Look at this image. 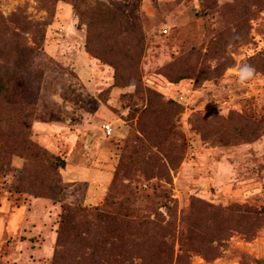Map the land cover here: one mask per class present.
<instances>
[{"label":"rangeland","instance_id":"374dc122","mask_svg":"<svg viewBox=\"0 0 264 264\" xmlns=\"http://www.w3.org/2000/svg\"><path fill=\"white\" fill-rule=\"evenodd\" d=\"M0 80V264H67L75 206L92 232L98 215L155 221L166 243L147 264H173L205 204L253 223L214 229V255L189 264H264V0H0Z\"/></svg>","mask_w":264,"mask_h":264},{"label":"trees","instance_id":"16d2710c","mask_svg":"<svg viewBox=\"0 0 264 264\" xmlns=\"http://www.w3.org/2000/svg\"><path fill=\"white\" fill-rule=\"evenodd\" d=\"M93 12V11H91ZM4 92L3 97L6 98L8 95H12L13 88L8 84V86H5L3 84V81L0 80V94ZM3 107L9 108L7 104H1L0 102V109ZM26 113V112H25ZM28 115L25 114L23 118V127L24 125L28 124ZM16 120V118H14ZM18 133V134H16ZM20 133H22V130L14 132V130L10 133L11 137L16 135L15 137H20ZM14 138V137H12ZM140 140V139H139ZM142 143H144L142 140H140L138 146L141 148ZM60 164L57 165L58 167L64 166V162L62 160H59ZM55 163L53 167H51L49 170H46L49 166H44L43 164H40L38 167L40 168V173L34 175V177H31L32 182L34 184H38V191L42 192V190H45V183H47L50 179L54 177L56 174L55 169ZM48 174L49 176H47ZM47 181V182H46ZM47 188V187H46ZM41 190V191H40ZM166 205V204H165ZM205 209L200 211H196L194 214V220L191 221V228H189L187 231L191 233V237L189 236L190 243L187 244L184 241L181 242L180 239V253L175 257V260L173 264H189L188 260V253L196 252L198 254H201L206 259H210L211 256L214 255L213 249H215V246L210 243L208 240H203L206 235H212L214 229L218 233H220L221 237L227 236L228 230L238 229L239 231L241 228L245 227L246 230H250V227L253 222H248L246 218L244 217L242 220L240 218H237L235 221H232V223L228 226H232L231 228H228L224 226V224L221 221L222 217L215 216V213L211 210H206L209 208H212L213 206L210 204H205ZM218 211L223 210V207H215ZM69 215L67 216V219H64L63 221V232L66 235H64V239L61 238L63 235L58 236V242L61 244V248L57 250L56 256L61 252H69L71 254L69 260L67 261V264H133L132 259L124 258L123 250L120 249H139V247L142 246L145 249V253L142 254L141 263H153L156 262L155 259H150L152 254V248H156V251L160 248L156 244H160L162 240H156L159 239V237L164 233L163 230H158L156 227L155 221H149L151 225L147 226H136L137 224L134 222L133 224H130L129 220L119 218L117 216H107L106 220H102L100 215L93 217V232L91 229H86L84 227V221L82 223L78 222L79 219H81L83 216H86L87 214H90L91 212L88 211L84 206H75L73 208H69L68 210ZM210 213V215H208ZM158 216H162L161 212ZM220 219V220H218ZM234 220V218H233ZM183 219L182 217L179 220V224L181 225ZM228 221V218L226 219ZM224 221V222H226ZM211 223L212 225H210ZM136 224V225H135ZM240 225V226H239ZM98 226V231L94 234V228ZM181 227V226H180ZM241 227V228H237ZM232 229V230H233ZM86 230V231H85ZM61 231V230H60ZM83 233V234H82ZM152 233V234H150ZM73 234V235H72ZM147 234H150L149 236H146ZM143 235L145 237H143ZM165 235V234H164ZM202 237V239H200ZM66 241V243H65ZM83 243H82V242ZM80 242L82 245H80ZM90 242V245H87V243ZM166 241L163 240L161 244H165ZM154 245L155 247H153ZM88 246V247H87ZM77 247H79L77 249ZM90 251H87V248ZM136 247V248H135ZM86 248V250H84ZM77 249V250H76ZM84 250V251H83ZM77 251V252H76ZM87 251V252H86ZM77 255L79 256H76ZM172 254L167 258L166 261L167 264L172 263ZM77 259V260H76ZM111 261V263H110ZM264 263V262H263Z\"/></svg>","mask_w":264,"mask_h":264},{"label":"clouds","instance_id":"9594fccd","mask_svg":"<svg viewBox=\"0 0 264 264\" xmlns=\"http://www.w3.org/2000/svg\"><path fill=\"white\" fill-rule=\"evenodd\" d=\"M255 74V68L251 64L243 63L238 66L235 75L237 77L236 83L244 85L248 80L252 79ZM227 115V113H225Z\"/></svg>","mask_w":264,"mask_h":264},{"label":"built area","instance_id":"2783aa9c","mask_svg":"<svg viewBox=\"0 0 264 264\" xmlns=\"http://www.w3.org/2000/svg\"><path fill=\"white\" fill-rule=\"evenodd\" d=\"M102 131L107 136L112 134V128H111V126L109 124H104L103 128H102Z\"/></svg>","mask_w":264,"mask_h":264},{"label":"crops","instance_id":"0c3cea01","mask_svg":"<svg viewBox=\"0 0 264 264\" xmlns=\"http://www.w3.org/2000/svg\"><path fill=\"white\" fill-rule=\"evenodd\" d=\"M113 131V130H112Z\"/></svg>","mask_w":264,"mask_h":264}]
</instances>
